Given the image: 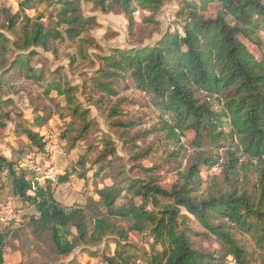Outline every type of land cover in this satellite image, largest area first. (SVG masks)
<instances>
[{
	"label": "trees",
	"instance_id": "obj_1",
	"mask_svg": "<svg viewBox=\"0 0 264 264\" xmlns=\"http://www.w3.org/2000/svg\"><path fill=\"white\" fill-rule=\"evenodd\" d=\"M164 1L92 0L102 12L124 14L129 34L137 9L148 11L152 16L149 21L154 22ZM27 10L35 15L30 16ZM211 10L214 15L208 17ZM45 18L54 27L46 26ZM176 18V27L168 28L151 44L112 48L108 54L96 56L99 68L94 82L99 89L114 94L112 81L128 74L135 88L148 94L153 105L167 116L161 129L168 138L192 131V143L200 149L205 144L222 147L225 139L234 137L235 150L225 152L226 162L221 169L226 186L215 182L210 193L199 194L200 165L218 164L214 157L199 154L184 172L177 174L169 189L151 175L147 180L124 178L114 180L110 186H95L97 199L90 197L85 204L65 208L55 198L54 178L41 182V173L30 168L33 159L24 158V147L36 153L38 159L46 158L44 135L17 123L16 132L24 136L26 144L13 150L11 157L0 155V191L7 188L32 212L17 213L18 221H0V264L4 263L9 240L22 242L27 236L22 230L24 221L37 240L48 238L57 256L68 255L78 247H95L106 237H113L114 252L101 255L105 264H218L217 252L195 246L190 234L196 232L185 224L182 210L205 229L200 233L204 239L216 237L224 252L222 257L231 256L235 264H252L256 258L232 229L249 235L264 250V56H257L242 41L243 37L264 49V4L262 0H186L181 2ZM96 25L95 16L82 13L81 0H21L14 12L0 6V89L9 80L23 78L45 85L46 95L54 90L65 98L69 120L56 138L69 143V149L87 141L93 121L87 109L77 103L74 89L54 76L59 71L47 75L32 67L30 61L36 54L34 48L51 50V42L64 38L62 32L77 43L78 54L87 58L84 46L92 45L93 40L86 31ZM10 103L0 97V125L10 119L5 111ZM34 116L39 127L50 119V114L36 112ZM111 125L125 124L117 121ZM102 143V157L115 155L112 140L103 138ZM238 153L245 158L241 160ZM77 163L84 167L85 156ZM104 170L105 166H99L95 176ZM251 171L256 182L249 191L245 188L246 172ZM69 176L66 172L58 176L57 182H66ZM79 177L85 180L86 173ZM137 198L139 203L135 202ZM7 203L0 199V208L11 204ZM117 218L130 222L129 227L112 221ZM131 231L148 233L153 240L149 250L130 243ZM259 258L264 263V252Z\"/></svg>",
	"mask_w": 264,
	"mask_h": 264
},
{
	"label": "rangeland",
	"instance_id": "obj_2",
	"mask_svg": "<svg viewBox=\"0 0 264 264\" xmlns=\"http://www.w3.org/2000/svg\"><path fill=\"white\" fill-rule=\"evenodd\" d=\"M20 1L0 0V6L10 7L14 12L18 9ZM183 1L186 0H165L159 12L154 15V22L149 21L152 16L148 11L137 9L134 12L135 25L132 33L129 34L128 21L124 14L114 11L102 12L92 0H81L82 13L85 16H95L97 21L96 26L86 31V35L93 40L92 45L84 46L88 57L79 55L77 43L68 40L62 32L64 38L51 42L53 45L51 50L46 51L41 47L34 48L36 54L32 57L30 65L44 70L47 75L50 72L59 71L60 73L54 76L57 79L60 78V83L74 89L73 93L77 103L87 109L89 118L94 124L93 129L89 131L87 141L77 143L73 149L68 148L69 143L66 141L59 138L58 141L56 137H59L64 122L69 120L67 117L69 107L65 98L58 96L54 90L46 95L45 85L39 86L32 81L17 78L9 80L0 89L1 99L11 101L5 108L10 119L0 125V155L11 157L13 150L26 144L24 136L16 132L17 123L31 127L44 135V138L56 139L58 148L47 169L51 170L50 173L54 178L55 198L65 208L75 204H85L90 197L97 199L94 194L95 186L99 188L110 186L114 180L120 181L124 178L147 180L151 175L158 184L169 189L177 179V174L184 172L199 154L212 156L218 161V164L212 167L206 164L200 165L202 186L199 194L210 193L215 182L225 187L221 169L226 162L225 152L229 149L235 150L237 141L234 137L225 139L226 141L221 143L222 147L205 144L200 149L192 143L195 136L192 131L178 133L172 139L168 138L166 132L161 129L163 120L167 116L153 105L148 94L135 88L128 74L112 81L111 87L114 94L99 89L94 82L99 68L96 56L108 54L112 48L127 49L153 43L168 28L176 27L174 24L177 20L176 11ZM262 2L264 4V0ZM27 13L30 16L35 15L33 10H27ZM206 15L212 17L214 13L211 10ZM43 21L46 26L54 27L55 25L47 18ZM4 34L10 36L7 32ZM242 41L257 56H264L263 48H258L243 37ZM25 53H21L20 56ZM13 56L9 55V58ZM36 112L40 115L50 114V119L45 126L39 127L34 121ZM108 114L112 116L108 117ZM117 121L125 125H111V122ZM224 130L228 131L227 128ZM103 138L112 140L115 155L102 157ZM24 148L27 153L24 158L33 159L34 164L37 162L45 164L42 159L35 161L37 154L28 151V147ZM238 155L241 160L245 158L241 153ZM81 156H85L84 167L77 163ZM23 161L25 164L27 160ZM101 165L105 166V170L95 176L96 170ZM252 169L253 167L250 168ZM66 172L70 173L69 179L63 183L57 182L58 176ZM82 173H86L85 180L79 177ZM246 174L248 181L245 188L252 191L256 175L252 171ZM0 199L11 203L10 206L14 212L16 208L18 214L32 212V208H27L11 196L7 188L2 190ZM122 201L121 198L118 202ZM135 202L139 203L140 199H135ZM182 213L186 216L185 224L197 233L190 234L195 246L207 252H217L220 256L217 260L218 264H235L231 256L222 257L224 252L214 235L204 239L200 233H205V229L186 211L182 210ZM112 221L124 228L130 225V222L118 218ZM25 222L22 230L24 236H27L22 242L17 238L9 240L3 264H105L101 255H112L115 249L113 237H106L101 244L95 247H78L68 255L57 256L52 252L48 238L42 236L40 240H37L29 232L30 229L25 226ZM232 230L240 243L256 258L252 264H264L259 258L264 250H261L249 235L236 229ZM129 241L140 250H149L153 243L147 232L139 234L131 231ZM131 252L136 253L135 249Z\"/></svg>",
	"mask_w": 264,
	"mask_h": 264
},
{
	"label": "built area",
	"instance_id": "obj_3",
	"mask_svg": "<svg viewBox=\"0 0 264 264\" xmlns=\"http://www.w3.org/2000/svg\"><path fill=\"white\" fill-rule=\"evenodd\" d=\"M45 139V143H46V150H47V155L46 158L43 160V163L45 164H38V162L32 166H30V168L38 173H41L40 179H53V175L50 169H47V167H50V162L53 159V157L55 156V153L57 151L58 148V144H57V140L56 139H52V138H44ZM38 159V158H37ZM40 159H38L37 161H39ZM27 163V161L25 162V164ZM7 219H14L16 221H18L20 219L19 215L17 213L14 212V210L12 209V207L10 205H5L3 207L0 208V221H5Z\"/></svg>",
	"mask_w": 264,
	"mask_h": 264
}]
</instances>
